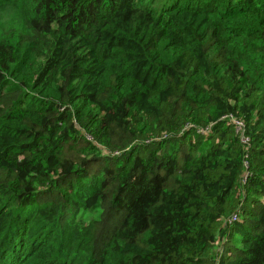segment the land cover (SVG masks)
<instances>
[{"label": "trees", "instance_id": "1", "mask_svg": "<svg viewBox=\"0 0 264 264\" xmlns=\"http://www.w3.org/2000/svg\"><path fill=\"white\" fill-rule=\"evenodd\" d=\"M0 264H264V0H0Z\"/></svg>", "mask_w": 264, "mask_h": 264}]
</instances>
